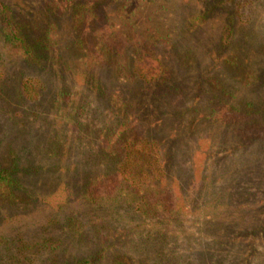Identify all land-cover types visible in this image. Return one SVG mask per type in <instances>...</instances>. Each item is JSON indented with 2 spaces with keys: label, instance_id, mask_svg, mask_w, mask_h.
Returning <instances> with one entry per match:
<instances>
[{
  "label": "rangeland",
  "instance_id": "1",
  "mask_svg": "<svg viewBox=\"0 0 264 264\" xmlns=\"http://www.w3.org/2000/svg\"><path fill=\"white\" fill-rule=\"evenodd\" d=\"M0 1L36 24L53 0ZM105 4L128 67L99 60L94 83L73 6L54 19L60 68L15 53L0 24V169L15 180L0 264H264V0ZM126 120L135 183L109 131ZM117 169L123 189L106 180L93 200L86 186Z\"/></svg>",
  "mask_w": 264,
  "mask_h": 264
},
{
  "label": "trees",
  "instance_id": "2",
  "mask_svg": "<svg viewBox=\"0 0 264 264\" xmlns=\"http://www.w3.org/2000/svg\"><path fill=\"white\" fill-rule=\"evenodd\" d=\"M106 1L108 0H53L49 3L51 5L43 12L42 17H44H41V22L36 24L30 23V20L17 17L9 4L0 1L1 29L4 38L15 53L23 56L33 64L40 65L50 61V64L53 63V66L60 68L62 67L60 61L63 57L59 55L58 51L60 38L57 32V22L54 19L57 17L58 13L73 6L75 15L74 29L77 34V38L74 42L75 49L83 56L81 57L83 60L80 66L84 67L86 70L88 69L87 71H89L90 74L88 73L86 76L91 77L90 83H94L97 81L98 72L96 73L95 69H97L96 63L99 60H104L101 61L104 63L107 61V63L111 65L128 67V64L119 61V59L122 58L120 56H123L120 52L123 40L120 38L118 30L115 28L116 22H114V24L111 23L107 14L104 16L98 10L99 6L106 5ZM92 32L97 34V37L94 38L95 40L90 38ZM127 40L130 41V38ZM139 43L141 44V42ZM147 49L148 48H145L144 45L140 46V54H138V52H136V56L134 54L135 62L145 61L141 51L147 52ZM152 51L153 48L150 49V52ZM95 86L100 85L95 84ZM109 131H111V133L114 131L116 134L115 144L113 146L118 145L131 148V153L127 154V161L125 163H117L123 164L122 167L129 166L131 180L135 183L136 178L132 176V171L133 169H138L137 165L140 167L141 163L134 159V148H132V144L135 140L134 134L138 131L137 123L127 120L122 124L111 123ZM117 158L122 157L117 156ZM117 161H119V159H117ZM119 170L110 171L104 174V176H102L103 178L100 180L90 182L86 186L87 194L95 201L104 197L105 194L103 191L106 190H102V188L104 189L103 186L106 180L113 181L112 189L113 187L117 190L123 189L121 180L124 181L127 180V178L122 177V173H120ZM14 181L15 180L12 179L10 175V171L0 169V187L8 189L14 184ZM147 213H149L148 210ZM78 264H86V262L83 261Z\"/></svg>",
  "mask_w": 264,
  "mask_h": 264
}]
</instances>
